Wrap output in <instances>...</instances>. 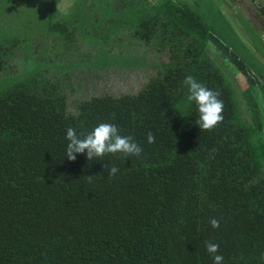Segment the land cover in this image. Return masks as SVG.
Listing matches in <instances>:
<instances>
[{"label": "trees", "instance_id": "16d2710c", "mask_svg": "<svg viewBox=\"0 0 264 264\" xmlns=\"http://www.w3.org/2000/svg\"><path fill=\"white\" fill-rule=\"evenodd\" d=\"M211 3L221 25L197 6L149 1L148 16L135 22L131 37L168 50L169 60L135 95L91 97L69 113L70 74L2 83L0 264H213L206 242L219 245L223 264H264L262 73L246 60L251 49L223 17L231 1ZM257 10L264 18V4ZM87 13L89 21L94 14ZM50 30L64 34L66 50L71 46L74 31L66 25ZM108 37L105 31L94 36L95 54L73 60L74 67L92 70L124 60L127 54L117 50L121 39L115 48ZM13 51V43L0 45L1 82L13 70ZM221 60L245 76L246 89L233 88L217 65ZM186 75L220 93L224 119L211 131L195 124L196 105L182 84ZM99 123L131 136L143 149L140 157L117 153L89 161L76 154L68 160L66 129L79 135ZM105 164L119 169L118 178L107 176ZM211 218L219 227L210 226Z\"/></svg>", "mask_w": 264, "mask_h": 264}, {"label": "rangeland", "instance_id": "374dc122", "mask_svg": "<svg viewBox=\"0 0 264 264\" xmlns=\"http://www.w3.org/2000/svg\"><path fill=\"white\" fill-rule=\"evenodd\" d=\"M67 1L71 5L62 7L60 2L54 4L49 0H0V45L9 46L13 43V54H15L11 61L13 70L7 69L8 73L1 79L0 86L2 83L4 86H11L29 75H38L56 81L55 79H65L70 74V84L65 82L70 101L69 113H77V103L91 97L103 95L118 97L126 93L135 95L149 78L158 74L161 65L169 60L168 50L160 51L156 45L148 46L138 42L137 38L131 37L136 30L135 22L148 16L149 1L150 4H155L156 0ZM67 1L64 0V3ZM173 1L176 5H188L193 10L194 7H199L198 9L214 25L223 23L221 21L220 24L221 18H219L217 7H213L214 3H211V0H204V4L197 0ZM183 1L185 4L181 3ZM233 6L237 5L233 4ZM89 12L94 15H91L92 18L87 21L83 18L86 13L89 17ZM221 12L228 14L226 9H222ZM251 12L247 11V16L252 23L255 22V26L242 19V26L252 29L251 39L243 37L252 53L246 56V60L253 69L257 70V74L262 73L261 83L264 84V36L262 37L258 31L264 30V27H259L257 19ZM224 14L223 17L228 25L240 33L239 29L242 26L240 25L239 28L237 22H233ZM239 18L243 17L239 16ZM58 25H66L69 32L74 31L73 38L70 40L71 46L67 50V46L64 47L65 44L62 41L64 34L58 30H50L51 26ZM224 26L226 30L232 31L225 22ZM103 31L108 33V39L115 48L119 47L116 41L121 39L120 49L117 50L127 54L123 57L124 60L99 65L92 70L79 63L74 67V61L79 62L86 54H95L92 47L95 42L94 36L99 37ZM125 59L131 63H125ZM217 65L235 82L233 88L235 86L239 91L246 89L245 76L239 73L230 62L221 60V63ZM238 79L242 81V85H239ZM260 93L259 100L264 103L263 93ZM243 109H245L244 106ZM243 118L251 122L246 110L243 111Z\"/></svg>", "mask_w": 264, "mask_h": 264}, {"label": "clouds", "instance_id": "9594fccd", "mask_svg": "<svg viewBox=\"0 0 264 264\" xmlns=\"http://www.w3.org/2000/svg\"><path fill=\"white\" fill-rule=\"evenodd\" d=\"M182 84L187 87V100L194 102L196 105L197 118L195 124L200 130L211 131L224 119L223 100L219 99V91L207 88L203 83L198 82L192 75H186ZM66 139L69 141L66 147L65 156L68 160L74 161L76 154H86V158L91 161L100 159L107 154L120 153L124 158L130 156L140 157L143 149L138 145L131 136L121 135L120 130L112 123H99L87 133L77 134L72 127L66 129ZM147 142H155L154 135L147 134ZM109 178L117 177L119 169L113 165L109 167L104 165ZM91 180L92 176H88ZM212 228L219 227V220L211 218L209 220ZM206 251L212 255L213 264H223L224 257L216 254L219 245L212 242H206Z\"/></svg>", "mask_w": 264, "mask_h": 264}, {"label": "crops", "instance_id": "0c3cea01", "mask_svg": "<svg viewBox=\"0 0 264 264\" xmlns=\"http://www.w3.org/2000/svg\"><path fill=\"white\" fill-rule=\"evenodd\" d=\"M198 1L200 3L204 4V0H197V2ZM230 1H231V4L228 5V7H227L230 9H226L228 14H224L223 12L222 13L224 15L230 17V19L233 22H237L239 24V28L241 25L239 16L243 17V20L246 22L250 21L249 17L247 16V11H252L251 14H252V16H254L257 19V23L259 24V27H264V18L259 14V12L257 10L260 6H262L264 4V0H230ZM255 3H256V5H255ZM233 4H236L237 6L232 8ZM255 28H257V27H255ZM239 32H240L239 33L240 36H242L246 39H251V37H250L251 34L244 31L242 27L239 29ZM263 36H264V33H263L262 37Z\"/></svg>", "mask_w": 264, "mask_h": 264}]
</instances>
